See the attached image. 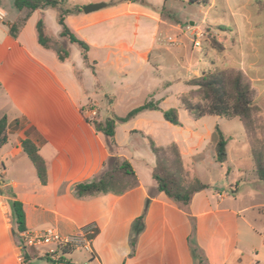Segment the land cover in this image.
<instances>
[{
    "label": "crops",
    "instance_id": "crops-1",
    "mask_svg": "<svg viewBox=\"0 0 264 264\" xmlns=\"http://www.w3.org/2000/svg\"><path fill=\"white\" fill-rule=\"evenodd\" d=\"M69 2L70 7H85ZM154 7L159 6L146 1L116 2L90 14L82 11L66 17L68 27L90 47L94 75L86 66L81 49L60 37L57 12L50 8L18 11L13 0H0V8L7 15L0 22V119L8 120V142L0 149V264H26L21 238L14 234L9 188L23 203L28 232L54 228L63 237L80 231L87 233L90 251H84L88 258L82 264H264V182L256 175L248 136L242 150L251 158L252 170L239 166L233 171L230 167L224 169L230 160L231 137H226L227 161L220 164L216 161L214 132L204 139L191 136L183 142L161 144L149 127L126 128L133 118L117 123L116 149L112 152L108 138L92 123L101 120L93 117L96 110L88 109L90 102H97L101 93L112 97L110 105L117 101V94L105 91L99 79L97 71L104 66L99 58L91 57L92 50H109L113 62L119 64L120 53L125 57L137 55L149 63L150 54L157 47L153 43L140 52L135 41L104 42L109 30L116 26L126 28V23L115 24V20L134 19L137 33L141 23L145 25L142 33L147 31L146 24L151 31L155 23L156 27H174L182 35L181 25L163 21ZM40 19L48 36L67 42L69 60L60 62L54 50L38 44L36 24ZM156 35L157 31L154 38ZM177 63H182L177 79L184 83L194 77L187 78L191 71L183 59ZM171 86L165 87V95ZM120 125L122 140L118 138ZM138 136L146 139L148 145V137L160 147L176 143L190 179L198 177L210 188L195 193L187 206L159 192L153 178L156 158L139 154L132 143ZM26 139L37 146L46 161V185L40 182L22 149ZM111 157L132 165L138 186L122 195L77 198L75 186L98 179ZM217 174L223 181L219 186L202 180ZM257 222L263 228H258ZM33 258L45 259L31 255Z\"/></svg>",
    "mask_w": 264,
    "mask_h": 264
},
{
    "label": "rangeland",
    "instance_id": "rangeland-1",
    "mask_svg": "<svg viewBox=\"0 0 264 264\" xmlns=\"http://www.w3.org/2000/svg\"><path fill=\"white\" fill-rule=\"evenodd\" d=\"M69 1L72 5H85V7L97 1L108 5L116 2L144 3L146 1L159 6L154 9L159 10L157 13L163 21H167L173 26L181 25L182 35L180 36L173 29L174 27L161 25L156 27L154 23L152 30L148 31V25L145 23L147 31L142 33L145 25L141 23L137 33L134 19L123 17L114 21L115 24L126 23V28L118 29L116 26L112 31L109 30L104 42L125 40L132 43L135 41L137 50L140 52L153 43L157 47L153 48L149 63L137 55L125 57L123 53H120L119 56L122 59L119 64L113 62V55L109 50L101 48L92 50L91 57L99 58L104 66L97 72L105 91L117 94V101L114 105H110L113 103L112 97H106L104 93L98 97L99 104L95 101L88 104L89 110H96L97 115L93 116L95 119L105 121L107 118L124 117L130 110L149 101L158 103L164 110L174 108L178 111L182 126H175L167 122L159 111L147 110L134 118L126 128L147 130L149 127V130L151 129L157 134L158 141L164 144L172 140L183 142L191 136L204 139L215 132L216 125H219L223 134L228 139L232 138V142L229 144L231 162L228 160L224 169L227 170L230 167L235 171L237 167L243 166L249 171L252 170L253 162L242 150L244 143L246 145L245 140L248 134L239 118L206 116L195 119L194 114L186 110L182 101L203 106L206 104L197 87L187 84L188 81L195 78L194 73L201 76L205 72L214 70L241 71L250 84L256 106L254 113L256 134L259 139L264 140V0H210L209 6L190 5L189 0H169L165 6H163L164 0ZM51 11L58 13L55 9ZM219 25L226 26L231 31L222 32L215 29ZM156 31L157 35L154 38ZM197 33L203 34L199 38L200 46H196L194 43ZM212 36L220 39L224 46L223 51L220 52L213 47ZM98 42L102 43L103 41L98 40ZM66 45L67 42L54 39L55 49H66ZM129 58L131 61L127 60ZM182 59L185 67L191 71L187 78L194 76L184 83L176 77L177 74L182 73L179 69L182 63H177V60L182 62ZM171 84L169 94L165 95V87ZM120 127L118 138L122 140V125ZM132 143L138 147L139 154L146 157L154 156L146 139L138 136ZM202 180H211L217 186L222 184L218 174L208 178L203 177ZM256 225L258 228H263V224L260 222H257ZM30 252L34 257H48L44 252L35 249H31ZM66 258L82 264L85 258H88V254L83 250H74L67 254ZM30 264L53 263L47 259L33 258L30 259Z\"/></svg>",
    "mask_w": 264,
    "mask_h": 264
},
{
    "label": "trees",
    "instance_id": "trees-1",
    "mask_svg": "<svg viewBox=\"0 0 264 264\" xmlns=\"http://www.w3.org/2000/svg\"><path fill=\"white\" fill-rule=\"evenodd\" d=\"M14 6L18 11L28 10L35 12L46 8H52L58 11V23L62 30L60 37L66 39L70 44L77 45L83 55L84 62L95 75V67L89 61L90 47L83 40L79 39L66 24V17L75 12H82L84 7H70L68 0H13ZM190 5L209 6L210 0H189ZM13 28L11 30L13 31ZM215 29L222 32L231 31L230 28L219 25ZM209 31V29H207ZM214 30V29H213ZM38 44L47 49L54 50L60 62H65L70 58V52L67 49H55L54 39L48 36L46 27L42 19L36 24ZM212 45L218 51H223L224 46L220 39L212 36ZM189 86L197 87L206 104H191L188 101H182L186 110L193 113L195 119L206 116H218L227 119L239 118L247 131L250 142L253 146L252 155L256 164L255 171L260 182H264V140L259 139L256 134V121L254 113L256 106L252 97L251 87L246 81L241 71H223L214 70L205 72L199 77L188 81ZM147 110H156L162 113L163 118L175 125L181 126L178 111L174 108L163 110L158 103L149 101L137 108L132 109L124 117L115 119L107 118L105 121L94 120L96 130L103 133L110 141V149L113 152L116 149L115 132L117 123H126L139 114ZM8 120L7 117L0 119V149L8 142ZM215 141L216 161L224 164L227 161L228 139L221 131L219 125H216L213 135ZM149 146L156 158V166L153 170V178L157 184V190L163 192L174 202L187 206L193 195L197 192L210 188V185L203 183L198 177L190 179L183 163V159L176 143L167 147L158 146L151 137H148ZM22 149L32 161L38 178L43 185L48 182V168L46 161L39 154L37 146L29 139L22 141ZM104 173L96 180L86 183H79L74 188V195L79 199L94 197L104 194L122 195L130 189L138 186V179L134 168L127 160L118 157H111L105 164ZM1 192V191H0ZM7 195L12 198L10 207L14 220V234L19 237L20 234L27 231L26 215L24 206L12 191L7 190ZM24 263L28 264L31 259V249L21 243ZM60 258L54 264H74L66 255L74 250L70 247H60ZM50 260L49 257H44Z\"/></svg>",
    "mask_w": 264,
    "mask_h": 264
},
{
    "label": "built area",
    "instance_id": "built-area-1",
    "mask_svg": "<svg viewBox=\"0 0 264 264\" xmlns=\"http://www.w3.org/2000/svg\"><path fill=\"white\" fill-rule=\"evenodd\" d=\"M6 13L0 8V22L6 19ZM202 33H197L194 41L200 46L199 38ZM21 243L27 248L44 252L50 259L56 261L60 258V247H70L73 250L90 251L91 239L86 232L80 231L69 237H63L56 229L47 228L40 232L25 231L20 234Z\"/></svg>",
    "mask_w": 264,
    "mask_h": 264
},
{
    "label": "water",
    "instance_id": "water-1",
    "mask_svg": "<svg viewBox=\"0 0 264 264\" xmlns=\"http://www.w3.org/2000/svg\"><path fill=\"white\" fill-rule=\"evenodd\" d=\"M107 6L106 3H93L83 8L85 14H90L99 11Z\"/></svg>",
    "mask_w": 264,
    "mask_h": 264
}]
</instances>
